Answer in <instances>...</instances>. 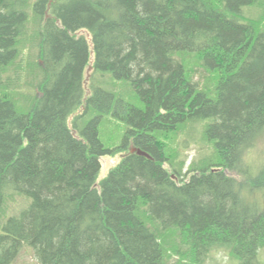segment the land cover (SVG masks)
I'll list each match as a JSON object with an SVG mask.
<instances>
[{
  "label": "trees",
  "instance_id": "16d2710c",
  "mask_svg": "<svg viewBox=\"0 0 264 264\" xmlns=\"http://www.w3.org/2000/svg\"><path fill=\"white\" fill-rule=\"evenodd\" d=\"M187 122L208 152L183 166L160 136ZM262 135L264 0H0V208L30 200L0 264H264V164L241 158Z\"/></svg>",
  "mask_w": 264,
  "mask_h": 264
},
{
  "label": "rangeland",
  "instance_id": "374dc122",
  "mask_svg": "<svg viewBox=\"0 0 264 264\" xmlns=\"http://www.w3.org/2000/svg\"><path fill=\"white\" fill-rule=\"evenodd\" d=\"M257 8L252 9L246 12L248 17L256 19L259 17L262 11H258ZM118 85L114 86L116 92L120 95L119 97L123 98L126 101H131L137 103L136 98L132 95L129 86L124 83H117ZM25 87L20 89V93H24ZM106 127H104L105 129ZM122 135V129L119 125L110 124L107 127L105 132H102V136L104 141H109L112 143H118L120 140V136ZM160 139L163 141L164 145L163 149L171 156L170 159H175V161H183V166L189 165V163L198 156V153H206L208 152L207 144L202 140L201 136V127L200 124L197 123H184L178 127L175 132L165 133L160 136ZM130 148H133L131 145ZM125 152L118 153L112 156L105 155L100 158L101 168L98 173L97 181L103 179L108 171L115 166L120 160L122 155ZM243 161L248 164H251L255 168L262 167L264 164V135L258 137L253 145L249 146L244 154L241 155ZM257 181H261V179L255 178V184H258ZM253 180H241L240 185L242 188L250 186ZM259 196V195H258ZM30 202L23 195H9L3 198L0 208V223L9 216L17 215L22 209H24L28 203ZM4 220V222H5ZM216 251L212 252L210 256L207 257L205 264H219V262L215 259ZM224 254H227L224 252ZM228 255V254H227ZM260 257L264 259V251L260 253ZM231 260V259H230ZM175 261V264L178 262L173 254H169L167 257V263L171 264ZM177 261V262H176ZM232 264H234L233 260ZM12 264H39L31 249L26 246H23L19 249L16 258L14 259Z\"/></svg>",
  "mask_w": 264,
  "mask_h": 264
},
{
  "label": "clouds",
  "instance_id": "9594fccd",
  "mask_svg": "<svg viewBox=\"0 0 264 264\" xmlns=\"http://www.w3.org/2000/svg\"><path fill=\"white\" fill-rule=\"evenodd\" d=\"M214 255L219 264H232L229 255L224 254L223 250L217 251Z\"/></svg>",
  "mask_w": 264,
  "mask_h": 264
},
{
  "label": "water",
  "instance_id": "95a60500",
  "mask_svg": "<svg viewBox=\"0 0 264 264\" xmlns=\"http://www.w3.org/2000/svg\"><path fill=\"white\" fill-rule=\"evenodd\" d=\"M89 71H90V67L87 69V72H89ZM87 79H88V73H87L86 80H87ZM130 151H131V152H134V151H136V149H135V148H131ZM137 153L140 154V155L148 156L147 154H145V153H143V152H141V151H139V150H137Z\"/></svg>",
  "mask_w": 264,
  "mask_h": 264
}]
</instances>
